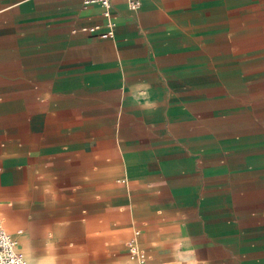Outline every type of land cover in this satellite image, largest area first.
Segmentation results:
<instances>
[{
	"label": "crops",
	"instance_id": "1",
	"mask_svg": "<svg viewBox=\"0 0 264 264\" xmlns=\"http://www.w3.org/2000/svg\"><path fill=\"white\" fill-rule=\"evenodd\" d=\"M0 222L30 264H264V0H0Z\"/></svg>",
	"mask_w": 264,
	"mask_h": 264
},
{
	"label": "built area",
	"instance_id": "2",
	"mask_svg": "<svg viewBox=\"0 0 264 264\" xmlns=\"http://www.w3.org/2000/svg\"><path fill=\"white\" fill-rule=\"evenodd\" d=\"M139 0H128V6L136 9ZM84 4L98 3L105 14H108L110 0H83ZM139 229L134 228L126 241V250L132 264H146V253L138 241ZM0 264H30L26 257L17 249L16 239L0 222Z\"/></svg>",
	"mask_w": 264,
	"mask_h": 264
}]
</instances>
